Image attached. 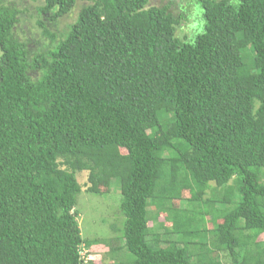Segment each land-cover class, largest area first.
<instances>
[{"label": "trees", "instance_id": "16d2710c", "mask_svg": "<svg viewBox=\"0 0 264 264\" xmlns=\"http://www.w3.org/2000/svg\"><path fill=\"white\" fill-rule=\"evenodd\" d=\"M15 1L0 0V264H82L98 244L102 264H264V0H196L193 39L171 4L41 0L33 45ZM113 180L121 228L83 239L78 195Z\"/></svg>", "mask_w": 264, "mask_h": 264}, {"label": "rangeland", "instance_id": "374dc122", "mask_svg": "<svg viewBox=\"0 0 264 264\" xmlns=\"http://www.w3.org/2000/svg\"><path fill=\"white\" fill-rule=\"evenodd\" d=\"M21 10H24V14L21 15L20 21L16 26V35L22 40L32 42V45L36 42L38 35L41 33L39 26L35 24L37 19V7L41 5V0L32 2L30 0H17L15 1ZM171 4V11L181 16V29L179 38L193 39L195 30L189 29V24H197L200 26V33L202 32L204 19L203 8H200L199 2L196 0H151L150 5L161 6ZM194 6L200 9V14L197 16L194 13ZM79 8H75L71 14L65 16L55 25H51V31L55 33L63 32L65 27L74 22L77 17ZM85 174H78L77 179L79 183L85 182ZM108 192V189L101 187L100 190L105 193L101 195L88 194L82 191L77 197V203L75 210L77 211V223L79 225L81 237L83 239H97L104 240L110 236H114L113 229L118 230L123 224L124 218L119 212L120 192L117 181L113 180ZM164 216L159 218V221H163ZM208 219V218H207ZM207 227H212L211 221L207 220ZM169 226L168 224H166ZM261 240H264V235H261ZM109 248L98 244L93 245L87 253V258L82 256L86 261L82 264H102L104 262L113 261ZM90 254V257H89ZM223 263H226V258L222 257ZM90 260V261H89ZM115 262H125L128 260V256L125 250L118 251L115 256Z\"/></svg>", "mask_w": 264, "mask_h": 264}, {"label": "clouds", "instance_id": "9594fccd", "mask_svg": "<svg viewBox=\"0 0 264 264\" xmlns=\"http://www.w3.org/2000/svg\"><path fill=\"white\" fill-rule=\"evenodd\" d=\"M194 13L198 16L200 14V9L197 6H194ZM189 29L195 30L193 34L200 33V26L197 24H189Z\"/></svg>", "mask_w": 264, "mask_h": 264}, {"label": "built area", "instance_id": "2783aa9c", "mask_svg": "<svg viewBox=\"0 0 264 264\" xmlns=\"http://www.w3.org/2000/svg\"><path fill=\"white\" fill-rule=\"evenodd\" d=\"M82 253H83V252H81V256H82ZM82 258H83V256H82ZM83 260H84V259H83ZM85 262H86V261L84 260V263H85Z\"/></svg>", "mask_w": 264, "mask_h": 264}]
</instances>
